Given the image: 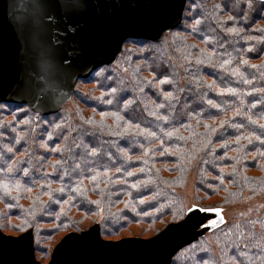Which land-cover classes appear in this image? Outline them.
Segmentation results:
<instances>
[{"label":"trees","instance_id":"obj_1","mask_svg":"<svg viewBox=\"0 0 264 264\" xmlns=\"http://www.w3.org/2000/svg\"><path fill=\"white\" fill-rule=\"evenodd\" d=\"M234 5L188 0L176 29L125 41L54 114L0 104V223L34 239L101 210L90 226L105 236L162 223L153 236L184 217L190 178L207 212L264 197V11ZM249 212L210 222L171 264H264V208Z\"/></svg>","mask_w":264,"mask_h":264},{"label":"water","instance_id":"obj_2","mask_svg":"<svg viewBox=\"0 0 264 264\" xmlns=\"http://www.w3.org/2000/svg\"><path fill=\"white\" fill-rule=\"evenodd\" d=\"M259 1L260 0H256ZM187 0H82L71 22L52 21L36 0H0V104L25 105L42 115L58 112L81 79L112 64L128 39L158 41L182 22ZM24 15L34 31L21 33L15 17ZM48 25H52L49 29ZM33 40L46 53L45 64L27 65ZM29 80L42 86L22 88ZM186 217L150 238L105 240L97 224L70 232L46 264H171L173 257L221 224L220 211ZM203 220L200 227L194 223ZM184 225L180 227V225ZM0 264H42L36 259L31 230L17 236L0 230Z\"/></svg>","mask_w":264,"mask_h":264},{"label":"rangeland","instance_id":"obj_3","mask_svg":"<svg viewBox=\"0 0 264 264\" xmlns=\"http://www.w3.org/2000/svg\"><path fill=\"white\" fill-rule=\"evenodd\" d=\"M81 88L87 94L88 90H90L92 86L91 85L81 86ZM180 196L183 198V202H184L183 209L185 210L187 209L189 205L196 203L197 202L196 199L198 197H204L202 194L195 191L193 178H190L186 181V185L183 191H181ZM210 201L213 202L216 200L215 199L214 200L210 199L207 201L205 200L203 201L204 202L203 204L204 205L213 204V203H210ZM263 208H264V197H256L249 201L248 200L245 201L241 206H238V207H224L223 211L220 210V216L223 218V222H226L227 220L232 221L236 217H240V214H242L245 211H247V213L249 214L250 213L249 211H253L256 209H263ZM102 215L103 214L101 210H99L96 213V216H90L84 219L79 225L82 228V230L80 231L87 230L90 227L91 225L90 223L92 222V220L94 219L101 220L103 217ZM0 224L4 228V231L1 230L4 234L13 235V236L19 235L20 232L10 230V229H14L15 226L19 227L20 223L17 222L16 220L7 219L5 222L2 221ZM114 224L116 223L110 222L111 226H113ZM162 226H163L162 223L161 224H149V225L147 224L145 225L143 223H137V224H131V225L126 226L122 230H119L117 234L115 235L105 236L102 232H100V234L103 239L111 240V241H116V240H120L123 238H150L152 237V234L158 231ZM52 227H54L53 224L41 225L40 228L42 229V231L35 230L34 232L35 256H36V259L40 261L42 264H46L49 261L53 249L65 235H67L70 232H80V231H69L68 229H65V231L63 230L59 232L56 231L54 233L53 232L49 233L47 229L52 228ZM208 242L211 243L212 241L208 239Z\"/></svg>","mask_w":264,"mask_h":264},{"label":"snow or ice","instance_id":"obj_4","mask_svg":"<svg viewBox=\"0 0 264 264\" xmlns=\"http://www.w3.org/2000/svg\"><path fill=\"white\" fill-rule=\"evenodd\" d=\"M231 2V0H229ZM255 3V0H249V7L252 6V4ZM37 7L43 10L44 15L52 21H68L69 26L71 25V22L78 16L79 9L82 4V0H36ZM241 4V0H235V5L238 6ZM228 7V3H225V8ZM260 10L264 11V0H260ZM231 19V17H229ZM17 26L19 27L21 33L31 32L34 31L32 22L28 19V17L24 15H17L15 17ZM199 23V21H197ZM49 29H51L52 25H48ZM27 65L30 68H33L34 65L37 63L43 65L45 64V56L46 53L39 44L38 41L33 40L32 47L27 51ZM246 63V61H245ZM166 81H161V83H165ZM22 88H38L42 89V86L36 83L35 81L29 80L27 84L22 83ZM167 98V97H166ZM109 104L112 103L111 100L108 101ZM160 107H163V105H160ZM261 127H264V125H261ZM205 209L201 207L197 203H193L189 205L184 212L185 224L188 222H194L197 219V214L204 212ZM221 222H223L221 220ZM203 224V220L201 219L199 223H194L195 227H200ZM184 225H180V227H183Z\"/></svg>","mask_w":264,"mask_h":264}]
</instances>
